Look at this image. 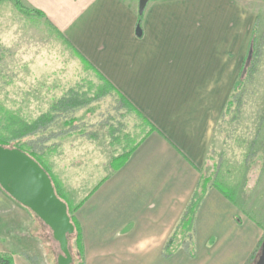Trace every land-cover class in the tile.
Returning <instances> with one entry per match:
<instances>
[{
  "label": "crops",
  "instance_id": "crops-1",
  "mask_svg": "<svg viewBox=\"0 0 264 264\" xmlns=\"http://www.w3.org/2000/svg\"><path fill=\"white\" fill-rule=\"evenodd\" d=\"M247 1L148 0L138 36L140 0H21L44 13L147 127L128 160L74 207L86 264L250 263L264 223H253L237 198L217 188L196 215V256L183 248L163 256L207 166L247 54L258 17L244 11ZM45 231V222L0 186V253L14 264H37L32 255Z\"/></svg>",
  "mask_w": 264,
  "mask_h": 264
},
{
  "label": "rangeland",
  "instance_id": "rangeland-1",
  "mask_svg": "<svg viewBox=\"0 0 264 264\" xmlns=\"http://www.w3.org/2000/svg\"><path fill=\"white\" fill-rule=\"evenodd\" d=\"M241 5L247 14H258L257 19L253 17L251 28L256 33L259 53L253 58L255 72L249 78L244 77L247 80L235 95L230 94L231 111L223 112L216 127L201 179L208 181V190L222 189L237 198L243 214L261 225L264 223V0H249ZM27 11L18 8L13 0H0V133L5 136H8L6 126L19 121L31 123L51 112L71 89L95 96L102 85L44 19L33 10ZM250 47L249 43L247 54ZM58 111L52 112L54 121L45 130L18 142L37 150L39 161L73 216L76 204L120 165L124 154L142 138L147 127L144 118L124 106L115 92L72 112L64 113L61 108ZM18 142L9 146L15 147ZM72 245L76 258L74 241ZM38 250L32 255L37 264H59L62 250L47 225L44 243ZM256 251L253 264L260 255L261 244Z\"/></svg>",
  "mask_w": 264,
  "mask_h": 264
},
{
  "label": "trees",
  "instance_id": "trees-1",
  "mask_svg": "<svg viewBox=\"0 0 264 264\" xmlns=\"http://www.w3.org/2000/svg\"><path fill=\"white\" fill-rule=\"evenodd\" d=\"M15 5L20 8L22 11H27V7H25L21 0H13ZM34 13H36L38 16L43 17L44 13L38 10H33ZM143 13H140V20H139V26H141V17ZM255 34L252 33L251 41H250V46H253V57L248 65L246 71L245 69V62L243 64V67L238 75V79L234 85L233 91H232V96L235 93L239 87L243 86L244 83L246 82V78H249L253 75L255 72V60H253L254 56L255 58L259 54L257 51V47L255 46ZM72 47V46H71ZM257 48V49H256ZM72 50L76 53V55L81 59L83 64L85 66L92 70L99 80L102 82V85L99 86L98 92L95 96H88L86 92L84 93H79L78 90L76 89H71L65 97L60 99V101L54 106V109L51 112L43 114L41 117L36 119L35 121L31 123H24V122H15L10 126H6L4 129L8 132V136H5L4 134L0 133V145L3 146H9L13 141H20L21 138L26 137V136H33L39 133L42 130H45L53 121V111L54 113L60 112L58 111L59 108L64 113L72 112L74 110H77L79 108H83L88 106L90 103L94 101H98L100 98L108 95L111 92H115L122 100L123 105L127 106L130 108V110L136 112L139 116H141L140 112L132 106V104L94 67L88 62V60L82 56L75 48L72 47ZM248 56V54H247ZM247 58V57H246ZM246 76V78H244ZM235 95V94H234ZM231 96V98H232ZM228 100V103L225 107L224 114L226 112L231 111L230 107L233 103V98ZM59 107V108H58ZM20 123V125H17ZM16 125V126H14ZM154 130V127L152 128ZM141 141V140H140ZM140 143V142H139ZM139 143L135 144L129 152L124 154V159L121 161L120 165L117 167L122 166L130 157L132 152L138 147ZM29 145V144H28ZM27 145V146H28ZM15 147L24 150L27 152L30 156H32L34 159H36L40 164L41 162L39 161V154L37 150L34 148V146L29 145L28 147H25L23 144H18L15 145ZM42 165V164H41ZM43 166V165H42ZM44 167V166H43ZM45 168V167H44ZM47 171V169H46ZM48 172V171H47ZM203 180L201 179L200 182L198 183V186L196 187L192 197L190 198L179 222L177 223L176 227L174 228L173 232L171 233L170 237L166 241V244L163 249V256L165 258H170L173 256L176 251L180 248L185 249L191 257L196 256V243H195V220H196V215L199 210V207L201 203L204 200V197L206 196V193L208 192V181L205 180V182H202ZM56 189V188H55ZM57 195L61 198L59 195L58 191L56 190ZM78 207V206H77ZM74 208V211L77 209ZM73 211V212H74ZM73 214V213H71ZM71 216V215H70ZM72 222L75 226V231L74 234L70 235L68 237L69 239V247L70 251L72 253L73 261L72 264L76 263L77 264H86L85 262V255H84V246H83V235H82V229L79 226V223L76 219V217L73 215L71 216ZM264 240V239H263ZM259 243L262 246V242ZM72 241H74V246L76 250V259L73 255V245ZM257 254V251H255L250 259L249 264H253V261L255 259V256ZM0 264H14V259L13 256L9 253H0Z\"/></svg>",
  "mask_w": 264,
  "mask_h": 264
},
{
  "label": "water",
  "instance_id": "water-1",
  "mask_svg": "<svg viewBox=\"0 0 264 264\" xmlns=\"http://www.w3.org/2000/svg\"><path fill=\"white\" fill-rule=\"evenodd\" d=\"M147 3L148 0H140V13L144 12ZM136 33L142 35L141 26L137 27ZM253 52L251 46L244 71L252 60ZM0 186L45 222L62 250L58 263L71 264L73 257L68 237L74 234L75 226L67 203L57 195L46 169L24 150L0 145ZM256 264H264V240Z\"/></svg>",
  "mask_w": 264,
  "mask_h": 264
}]
</instances>
